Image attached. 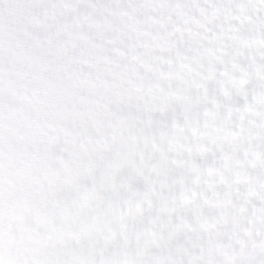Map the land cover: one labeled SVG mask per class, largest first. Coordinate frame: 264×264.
<instances>
[{"label":"snow or ice","instance_id":"6c2138e0","mask_svg":"<svg viewBox=\"0 0 264 264\" xmlns=\"http://www.w3.org/2000/svg\"><path fill=\"white\" fill-rule=\"evenodd\" d=\"M0 264H264V0H0Z\"/></svg>","mask_w":264,"mask_h":264}]
</instances>
